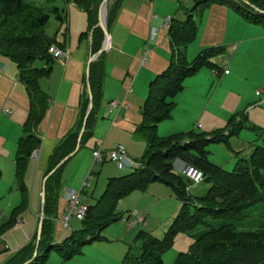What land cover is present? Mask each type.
Segmentation results:
<instances>
[{
	"label": "rangeland",
	"instance_id": "374dc122",
	"mask_svg": "<svg viewBox=\"0 0 264 264\" xmlns=\"http://www.w3.org/2000/svg\"><path fill=\"white\" fill-rule=\"evenodd\" d=\"M26 1L42 7L50 13V20L43 31L51 37H56L58 42L67 43L70 40L76 42L81 31L87 28L88 13L72 0ZM171 1H174L172 12L161 14V16H171L174 21L189 19L191 25H195L198 29L197 38L192 41L187 49L188 61L193 60L204 48L211 47L207 45L212 44L213 40L216 39L220 40V43H226V45L214 46H222L223 53L219 56H227L228 61H231V65L223 67V72H221L217 64H205L195 74L185 78L183 90L175 98L176 106L172 111V116L158 123L157 134L159 137H167L172 134L195 130L209 135H227L236 123L242 122L244 127L238 133L225 137V140L219 142H210L206 146L211 162L222 166L228 171H233L239 158L249 157L255 145H264V64L262 67L256 64V62H259L258 56L251 51L241 50L237 57L228 53L230 42L255 34L254 26H250L252 22L247 21L227 4L212 1L196 6L197 0ZM171 1L166 2L164 0L169 5ZM247 1L245 0L246 4H248ZM251 6L252 8L256 7L255 5ZM55 7L59 8V12L54 11ZM59 15L63 19H60ZM15 16L22 17L25 21L28 19L24 15ZM216 18L218 19L215 20ZM82 20L86 21L85 29L80 28ZM93 29H90L89 33ZM212 36H215V38H212ZM201 42L204 43L203 46L199 45ZM247 45H249L246 47L247 49H259V46L255 47L253 44ZM156 48L168 55V64L165 68L167 69L175 50L170 38L168 37L166 44L153 45L151 51ZM258 51L259 54L264 55L263 49ZM0 57H5L4 63L15 65L16 71L12 72L11 70L7 73L12 74L9 76L13 78V81L17 80L19 69L16 62L8 56L0 54ZM59 61L61 60L58 59ZM43 63L44 61L41 59H36L32 66L41 67ZM216 69L220 72L216 73ZM225 70H229L231 75L226 76L224 74ZM2 71L5 72L6 70ZM136 73L133 74L136 75ZM126 81L124 83L120 82V86H118L117 81H114L115 85L117 84L114 90L116 92L120 91L123 96H126V99L121 102L129 106L126 119H123L124 122L128 123L109 135L111 123L118 116H114V113L110 115L112 108L108 101L112 100H106L105 103H108V105L103 106L105 113L100 116V120L103 119L106 122L100 124V126L101 133L104 132V139H106L105 137L108 138V145L105 149L102 148V151L106 152L107 150V156H109L108 151L123 146L136 161L142 164L141 159L146 154L148 143L146 138L138 133V127L145 121L141 106L148 97L149 86L146 83L140 84L139 81H136L133 83L135 91L128 95L125 92L132 86L129 79H126ZM18 83L24 87L25 91L27 90L25 84L19 82V80ZM115 85L112 82L111 87L113 88ZM4 88H8V85H4ZM4 88L0 85V141L4 140L5 143V146L2 149L0 148V169L2 172L0 178L1 223L9 218L15 207L22 201V192L18 188L16 179V156L14 158L11 156L12 143L13 150L17 154L18 142L15 143V140L10 137V133H13V135L15 132L23 134V126L19 127L18 122L13 120L14 113L11 115L6 114V110H13L14 108L7 103L9 96L3 97L6 92ZM257 91L262 92L256 94ZM233 116H236V118L230 123ZM108 123L110 124L109 127L105 128ZM15 144L16 148L14 149ZM98 144L102 145L96 143V138L93 135L86 140L82 148L65 165L59 193V214L62 215V211L68 208V202L65 199L68 190L81 192L83 202L95 206L106 192L109 178L128 175L135 171V168H121L109 157L104 162L95 161L93 151L98 147ZM177 160L178 158L174 159L173 163ZM33 172L34 170L27 174L26 171L25 175L30 203L20 215L24 221L23 225L17 227V222H15V224L5 225L1 228L0 238L8 245V248L2 252L0 251V264H4L15 251L30 241L38 229L41 211L38 214V222L35 228L34 210H40L41 196H37L35 200L33 199ZM205 177L200 184H194L185 178L187 193L196 197L204 195L210 187L207 176ZM86 181L87 184L84 188ZM180 209L181 203L170 185L161 181L148 182L114 202V213L109 217L110 223L100 230V238L83 244L79 248L80 252L70 259H66L62 252L51 247L43 264H131V261L141 253L148 235L163 237L179 214ZM108 210V206H100L99 210L96 211L107 214ZM135 210L145 215V224L129 227L122 216L128 211ZM64 213L62 216L57 213V217L53 221V240L56 243L65 242L75 232L83 234V238L89 239L92 236L91 234L99 229L81 232L85 225L76 216H72L69 227L66 228L62 221ZM95 214L97 213L95 212ZM245 216L244 219L236 222L239 229L252 230L264 227V201L248 207ZM116 217H119V219L116 220ZM98 222L103 223L104 220ZM201 228L204 227L198 226L194 231L180 230L175 237L173 246L164 253L163 264H174L178 254L188 252L194 241L192 232H197ZM141 229L147 234L139 236ZM40 253H44V250L41 249Z\"/></svg>",
	"mask_w": 264,
	"mask_h": 264
},
{
	"label": "trees",
	"instance_id": "16d2710c",
	"mask_svg": "<svg viewBox=\"0 0 264 264\" xmlns=\"http://www.w3.org/2000/svg\"><path fill=\"white\" fill-rule=\"evenodd\" d=\"M72 1L88 13L89 26L93 29L98 23L99 8L103 0ZM212 1L227 4L249 22L264 25V13L251 6L255 5L256 8L264 10V0H248L250 2L248 4L245 0H197L196 6ZM119 3L120 0H115L108 5V24L113 20ZM54 11L59 12V8L55 7ZM15 15H24L28 19L25 21ZM50 17V13L42 7L26 0H0V54L16 62L19 80L25 84L30 98V110L24 123L23 135L18 141L15 160L17 185L22 192V201L9 218L1 223L0 231L2 226L15 224L23 209L30 203L25 182L26 170L32 152L42 143L36 128L50 107V96L42 88L40 77L49 73L57 60L50 53V47L56 43L64 46L56 37H51L43 31ZM59 17L63 19L61 15ZM197 31V27L191 25L189 19L172 20L169 34L175 50L170 64L150 82L148 97L141 106L145 121L138 127V133L147 140L146 154L141 159L140 167L135 168L131 174L109 178L107 190L98 204L95 206L90 204L88 213L82 220L85 226L81 232L99 229L93 232L89 239L75 232L63 243H56L53 240V220L62 186V172L69 159L46 182L45 221L37 256L34 258L36 230L30 241L15 251L4 264H24L27 261H30L28 264H43L48 257V247L62 252L66 259L72 258L80 252L79 248L83 244L101 237L100 230L110 223L109 217L114 213V202L135 188L152 181L170 185L181 202V209L163 237L148 235L141 253L131 261V264H163V255L173 246L178 232L194 231L198 226L204 228L192 232L194 241L190 250L178 254L174 264H264V227L247 230L239 229L236 224L246 217L245 211L248 207L264 201V145H255L249 157L239 158L235 169L228 171L209 160L206 146L210 142H219L238 133L244 127L242 122L236 123L227 135H209L195 130L167 137H159L157 134L158 123L172 116L176 106L175 98L183 90L185 78L195 74L205 64L214 65L211 59L223 53L222 46H214L202 50L193 60L188 61L185 49L196 38ZM91 32L92 50L96 53L102 47L104 31L101 27H95ZM90 33L88 30L83 36ZM36 59H41L45 65L33 67ZM102 63L101 58L91 64L90 84L94 107L88 118L81 148L86 140L92 137L100 106L104 76ZM82 98L80 124L55 149L46 175L77 146L79 132L89 105L86 88ZM235 118L236 116H233L230 123ZM176 158H181L204 171L207 182L210 183L204 195L196 197L187 193L186 177L174 171L173 160ZM1 175L0 169V178ZM100 206L109 207L107 214L96 211ZM118 219L119 217H116V220ZM100 220L104 222H98ZM146 234L141 229L138 235ZM41 249L44 250L42 254Z\"/></svg>",
	"mask_w": 264,
	"mask_h": 264
},
{
	"label": "crops",
	"instance_id": "0c3cea01",
	"mask_svg": "<svg viewBox=\"0 0 264 264\" xmlns=\"http://www.w3.org/2000/svg\"><path fill=\"white\" fill-rule=\"evenodd\" d=\"M165 1L168 2L171 0ZM113 2H109L108 5H110V3L112 4ZM118 7L116 8L113 20H111V22L108 24V44L106 45L104 51L93 60L94 62L102 58L103 61L102 64L104 76L102 96L92 134V136L94 135L96 138V143L102 144L103 149H105L108 145V138L105 137L106 139H104V132L101 133L100 124L105 123L106 120H100V116L105 113L103 106L108 105V103L111 102L108 101V103H105V101L109 99L112 101H123L126 99V96H123L120 91L116 92L114 90L117 86V84L115 85V82L117 81L118 86H120V82L124 83L127 82L126 79H129L134 92V82L139 81L140 84L146 83L149 86V83L154 79V77L164 71L166 65L168 64V55H165L160 50H157V48L151 51V48H153V45L158 46L161 43L166 44L168 37L170 38L169 28L167 29L163 26L165 17L161 16V14L172 12L174 1H171L169 5L165 3L164 0H121ZM217 19L218 18L215 20ZM85 25L86 21L82 20V25L80 28L85 29ZM250 26H254L253 30L255 31V34L245 38H238L235 41L230 42L228 45V53L233 54L234 57H237L241 50L251 51L257 54L259 62H256V64L262 67L264 64V55L259 54L258 50H264V25L261 23H250ZM154 28L157 29L156 35L153 34ZM88 30H90L89 20L86 30L81 31V34L76 42L70 40L69 42L64 43V46H62L63 49L68 52V58L59 59L61 60L59 62L56 60L52 70L40 77V84L42 88L50 96V107L45 117L36 128V133L42 140L41 145L38 147L40 148V156L39 158L31 157L26 170L27 174L34 170L32 176V195L34 200L37 196H41L44 179L50 166L51 156L55 149L58 147L61 141L71 131L77 129L78 125L80 124L81 106L83 101L82 97L85 88L87 89V69L89 60L94 54L92 50V32L88 36H83V33L87 32ZM212 38H215V36H212ZM104 41L105 35L103 37L102 46ZM213 41L214 42L212 44H208L207 46L214 47V45H226V43H220V40L215 39ZM247 44H253L255 47L259 46V49H247L246 47L249 46ZM189 45L185 49L186 55ZM199 45L203 46L204 43L201 42ZM149 56H151V58H149ZM4 58L5 57H0V85H2L3 88L4 85H8V88H4L6 92L4 93L3 97L8 95L9 99L7 103L12 105L14 108L11 110L10 114H6L11 115L14 113L13 120L18 122L19 127L23 126L24 130V123L30 110V98L27 90L25 91L24 87L18 83L19 77L15 81H13V78H10L9 75L12 74L7 73V71L12 70V72H15L16 67L13 63H10V65L4 63ZM146 58L147 62L144 64ZM211 61L219 66L221 72H223V67L225 68L229 64L231 65V61L229 62L228 57L225 55L216 56L212 58ZM44 65L45 64L43 63L41 67ZM2 70L6 71L4 72ZM133 73H136V75ZM224 74L226 76H230L231 72L229 70H225ZM123 77L125 78L123 79ZM19 82L21 81L19 80ZM112 82L115 85L113 88L111 87ZM125 93L127 94V92ZM131 93H128V95ZM122 103L124 104V102ZM124 106L125 107L120 110H110V115L114 113V116H118V118L112 121L109 129V135L115 131H118V129L123 125H127L128 122H124L123 119H126L129 106L125 104ZM104 118L106 117L104 116ZM109 125L110 124L108 123L105 128L109 127ZM22 135V133L19 134L18 132H15L14 135L13 133H10V137L15 140V143L16 141L18 142V139H20ZM4 146V140L0 141V148L2 149ZM15 148L16 144L14 146V149ZM105 154H107V150ZM11 156L12 158L16 156L15 150H13V143L11 147ZM74 156H72V158ZM175 163L174 171L178 173ZM65 210L67 211V209ZM40 211L41 207L39 211L34 210L35 228L38 222V214ZM64 211H62V215ZM57 213L59 214V198L57 200L54 219L57 217Z\"/></svg>",
	"mask_w": 264,
	"mask_h": 264
},
{
	"label": "built area",
	"instance_id": "2783aa9c",
	"mask_svg": "<svg viewBox=\"0 0 264 264\" xmlns=\"http://www.w3.org/2000/svg\"><path fill=\"white\" fill-rule=\"evenodd\" d=\"M172 21V17L168 16L164 18L163 26L165 28L170 27V23ZM157 29H153V34L156 35ZM50 53H52L53 57L56 59H66L68 58V52L61 48L60 46H57L56 44H53L50 49ZM147 62V58L144 61V64ZM216 73H219L220 71L218 69L215 70ZM133 92V88L130 87V89L127 91L128 93ZM262 91H258V94H261ZM110 107L112 109L120 110L124 106V104L121 101L113 100L110 102ZM6 113L10 114L11 110H6ZM109 156L105 154L104 151H102V145L98 144V147L94 149L93 156L95 158V161L97 162H104L107 157H109L112 161H114L116 164H118L121 168H137L140 167V163L136 161L134 158H132L127 149L123 146H118L111 151H108ZM40 156V148L35 149L32 152L31 157L33 158H39ZM175 167L178 171V173L185 176L189 181H191L194 184H200L205 179V173L202 169L196 167L195 165L189 164L186 161L182 159H178L175 163ZM87 184V181L85 182L84 186ZM66 199L68 202V208L67 212L62 218V221L64 223V226L66 228L69 227L70 221L72 216H76L77 219L83 220L85 219L88 210H89V204L86 202H83L81 192H76L74 190H68L66 192ZM124 222H126L129 227H136L138 225H144L146 221L145 215H143L140 211H128L122 216ZM1 223V219H0ZM24 223L23 219L21 217L18 218L17 221V227L22 226ZM8 248V245L3 242V240L0 238V251H4Z\"/></svg>",
	"mask_w": 264,
	"mask_h": 264
},
{
	"label": "water",
	"instance_id": "95a60500",
	"mask_svg": "<svg viewBox=\"0 0 264 264\" xmlns=\"http://www.w3.org/2000/svg\"><path fill=\"white\" fill-rule=\"evenodd\" d=\"M112 0H103V2L101 3L100 9H99V21L98 24L96 25V27H101L104 31V35H105V41L103 46L101 47V49L94 53L90 60H89V65H88V69H87V89H88V94H89V105L84 117V122H83V126L79 132V137H78V143L77 146L75 148L74 151H72L71 153H69L67 156H65L45 177L44 179V185H43V190L41 193V216H40V221H39V226L37 229V241H36V249L34 252V256H37L38 251H39V245H40V240L42 237V232H43V226H44V221H45V206H46V182L48 180V178L53 175L64 163H66L69 159L72 158V156L75 155V153L80 149L81 147V143H82V137L83 134L85 132L86 129V125H87V121L88 118L93 110L94 107V97H93V92H92V88H91V84H90V70H91V63L93 62L94 59H96L105 49L106 45L108 44V3L111 2ZM249 3V2H247ZM256 8V7H255ZM258 11L264 13V10H260L259 8H256ZM51 249V247H48L47 250L49 251ZM30 261L25 262L24 264H28Z\"/></svg>",
	"mask_w": 264,
	"mask_h": 264
},
{
	"label": "bare ground",
	"instance_id": "6f19581e",
	"mask_svg": "<svg viewBox=\"0 0 264 264\" xmlns=\"http://www.w3.org/2000/svg\"><path fill=\"white\" fill-rule=\"evenodd\" d=\"M172 20H173V18H172ZM171 23H172V21H171ZM171 23H170V25H171Z\"/></svg>",
	"mask_w": 264,
	"mask_h": 264
}]
</instances>
